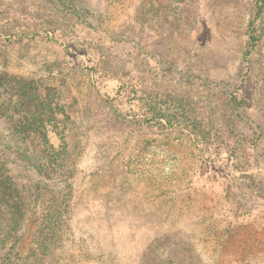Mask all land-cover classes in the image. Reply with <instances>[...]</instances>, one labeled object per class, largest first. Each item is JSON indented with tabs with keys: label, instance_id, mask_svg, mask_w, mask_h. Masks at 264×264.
<instances>
[{
	"label": "rangeland",
	"instance_id": "1",
	"mask_svg": "<svg viewBox=\"0 0 264 264\" xmlns=\"http://www.w3.org/2000/svg\"><path fill=\"white\" fill-rule=\"evenodd\" d=\"M206 6L0 0V264L264 261V0Z\"/></svg>",
	"mask_w": 264,
	"mask_h": 264
},
{
	"label": "crops",
	"instance_id": "2",
	"mask_svg": "<svg viewBox=\"0 0 264 264\" xmlns=\"http://www.w3.org/2000/svg\"><path fill=\"white\" fill-rule=\"evenodd\" d=\"M214 3V0H184V5L187 10L196 11L197 16L199 17L196 26L191 31V36L193 39L205 49H216L219 47L220 43L225 42L227 40H231V38L227 35L226 38L221 36V25L215 21V18L218 17L217 9L213 8L207 9L206 3L211 2ZM238 0H235L237 2ZM235 4H233V7ZM216 7V6H215ZM202 15V16H201ZM218 30V33H217ZM246 47L241 53L243 59V67L247 70L249 68L250 56L249 52L251 50L250 43L246 42ZM252 226L246 223H235L229 225L226 229L228 234H240L241 232H245L250 230ZM256 233L264 232V229L260 231V229H254ZM237 250V248H235ZM234 249V250H235ZM237 252H232V254ZM258 254H251L243 259L241 264H264V261L261 262L257 256ZM264 257V253L261 255Z\"/></svg>",
	"mask_w": 264,
	"mask_h": 264
}]
</instances>
